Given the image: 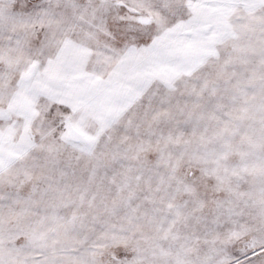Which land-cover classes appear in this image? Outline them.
<instances>
[{
  "label": "snow or ice",
  "instance_id": "snow-or-ice-1",
  "mask_svg": "<svg viewBox=\"0 0 264 264\" xmlns=\"http://www.w3.org/2000/svg\"><path fill=\"white\" fill-rule=\"evenodd\" d=\"M0 264H264V0H0Z\"/></svg>",
  "mask_w": 264,
  "mask_h": 264
}]
</instances>
